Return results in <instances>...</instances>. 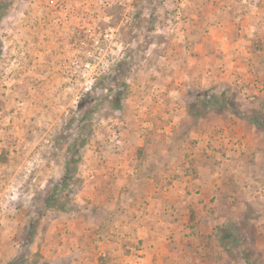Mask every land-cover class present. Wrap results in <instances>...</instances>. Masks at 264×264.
<instances>
[{"label":"rangeland","instance_id":"1","mask_svg":"<svg viewBox=\"0 0 264 264\" xmlns=\"http://www.w3.org/2000/svg\"><path fill=\"white\" fill-rule=\"evenodd\" d=\"M123 12L87 86L75 20L40 0H0V264L123 259V244H137L123 222L149 189L135 182L128 194L123 161L164 189L196 172L204 145L242 149L222 115L261 117L264 0H135ZM260 214L228 222L201 261L264 264Z\"/></svg>","mask_w":264,"mask_h":264},{"label":"crops","instance_id":"2","mask_svg":"<svg viewBox=\"0 0 264 264\" xmlns=\"http://www.w3.org/2000/svg\"><path fill=\"white\" fill-rule=\"evenodd\" d=\"M261 71L262 85L253 82L252 87L264 102V69ZM253 74L249 72V76ZM251 104L257 108L255 103ZM258 108L261 117L232 111L228 119L226 115L219 118L225 130L241 137V150H231L227 140H221V147L216 149L204 145L207 149L201 148L195 154L196 172H185L164 189L153 178L125 172H133V167L130 161H123L124 189L133 186L128 194L136 190L135 182H143L149 189L141 190L137 207H133L137 211L130 212L123 222V239L127 241L132 234L137 244H123V259L109 260V264H205L199 258L200 253L210 249V242L222 227H228V222L241 223L240 217L251 206L262 211L254 218L264 227V209L260 208H264V103ZM125 198L123 195V201ZM96 250H101L100 255L109 253L106 247ZM93 258L87 263L99 264L97 257Z\"/></svg>","mask_w":264,"mask_h":264},{"label":"built area","instance_id":"3","mask_svg":"<svg viewBox=\"0 0 264 264\" xmlns=\"http://www.w3.org/2000/svg\"><path fill=\"white\" fill-rule=\"evenodd\" d=\"M40 4L57 15L56 20L76 21L72 25L77 28L79 38L76 41L78 47L74 50L82 57L75 59V70L83 73L86 78L84 84L91 86L88 70H96L116 38V28L111 25L114 12L122 9L124 14H132L135 0H40ZM237 140L240 145L241 140Z\"/></svg>","mask_w":264,"mask_h":264},{"label":"trees","instance_id":"4","mask_svg":"<svg viewBox=\"0 0 264 264\" xmlns=\"http://www.w3.org/2000/svg\"><path fill=\"white\" fill-rule=\"evenodd\" d=\"M228 229V227L226 228V227H222L221 229H220V231H219V233L220 232H224V231H226ZM230 234L229 235H231V232H229ZM216 235H219L218 234V232H217V234ZM226 236V235H225ZM18 261V260H17ZM24 261H25V258H24ZM8 264H20V263H18V262H16V260H13V261H10ZM248 264H250L249 263V261H248Z\"/></svg>","mask_w":264,"mask_h":264}]
</instances>
